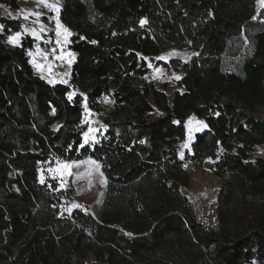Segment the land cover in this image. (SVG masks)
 I'll return each instance as SVG.
<instances>
[{
	"label": "trees",
	"instance_id": "obj_1",
	"mask_svg": "<svg viewBox=\"0 0 264 264\" xmlns=\"http://www.w3.org/2000/svg\"><path fill=\"white\" fill-rule=\"evenodd\" d=\"M59 16L75 54L69 83L40 76L34 40L9 45L21 22L0 19V264H264V155L253 154L264 145V7L62 0ZM175 45L193 54L158 61L184 71L170 100L148 79L149 61ZM106 96L125 116L106 118L101 139L85 144L86 109ZM191 118L207 127L182 157ZM50 158L101 165L100 218L62 211L64 191L40 178ZM206 159L221 179L217 228L197 220L183 192L185 163Z\"/></svg>",
	"mask_w": 264,
	"mask_h": 264
},
{
	"label": "rangeland",
	"instance_id": "obj_2",
	"mask_svg": "<svg viewBox=\"0 0 264 264\" xmlns=\"http://www.w3.org/2000/svg\"><path fill=\"white\" fill-rule=\"evenodd\" d=\"M52 5L54 7H49ZM62 0H23L20 7L12 9L0 3V19L19 20L22 29L8 38V44L15 46L21 43L23 35H29L34 40V47L28 51L30 62L36 72L50 83H69L75 54L69 49L70 31L62 23L59 13ZM262 6L257 0V11ZM39 13V16L34 15ZM25 16L28 18L25 19ZM59 24V27H58ZM1 25V24H0ZM19 33L15 43L10 39ZM35 33V35L33 34ZM59 33V35H58ZM193 54L188 46L175 45L161 52L153 61H149L151 73L148 79L153 80L159 88L167 93L172 100L175 91L180 90L179 80L184 71L181 64L176 68L158 65V61L171 62L173 59L185 61ZM179 77V79H177ZM101 109H86L84 126L89 133V140L85 144L99 141L106 128V118H120L125 114L115 115V102L111 97L99 99ZM256 114L264 117V108H258ZM205 122L198 118H191L187 122V138L183 143L182 157L185 152H191V144L197 132L204 130ZM185 145H187L185 147ZM253 154L264 155V145L255 148ZM215 160L206 159L202 162L188 161L185 163L190 172V180L183 192L189 198L196 213L197 220L205 227L217 228V195L221 179L214 172ZM65 164L72 167L65 168ZM41 180H52L64 191L62 211L71 213L75 208H83L97 218L101 217L103 189L106 178L101 165L92 158L63 160L50 158L41 165Z\"/></svg>",
	"mask_w": 264,
	"mask_h": 264
},
{
	"label": "snow or ice",
	"instance_id": "obj_3",
	"mask_svg": "<svg viewBox=\"0 0 264 264\" xmlns=\"http://www.w3.org/2000/svg\"><path fill=\"white\" fill-rule=\"evenodd\" d=\"M40 2H43V0H40ZM259 2H260V4L262 5V6H264V0H259ZM49 7H54V6H52V5H48ZM34 15H36V16H39L40 14L39 13H34ZM28 17L27 16H25V19H27ZM254 19H255V17H254ZM142 23H144L143 21H142ZM58 27H59V24H58ZM3 28V26L2 25H0V29H2ZM34 35H35V33H33ZM19 33H17L16 34V36L15 37H12L11 39H10V43H15L16 41H17V39H18V37H19ZM58 35H59V33H58ZM177 79H179V77H177ZM69 99H71V95H69ZM205 127H207V125H205ZM84 139H85V143H87L88 142V140H89V133L88 132H85L84 133ZM143 142V141H142ZM82 147H83V145H81ZM187 145H185V147H186ZM64 167L65 168H70V167H72V165L71 164H65L64 165ZM41 182L43 183V179L41 180Z\"/></svg>",
	"mask_w": 264,
	"mask_h": 264
}]
</instances>
